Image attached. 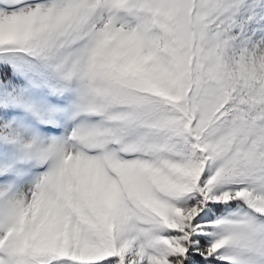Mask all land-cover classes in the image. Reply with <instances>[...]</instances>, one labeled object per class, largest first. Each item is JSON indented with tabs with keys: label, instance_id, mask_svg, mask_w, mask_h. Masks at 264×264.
I'll list each match as a JSON object with an SVG mask.
<instances>
[{
	"label": "snow or ice",
	"instance_id": "snow-or-ice-1",
	"mask_svg": "<svg viewBox=\"0 0 264 264\" xmlns=\"http://www.w3.org/2000/svg\"><path fill=\"white\" fill-rule=\"evenodd\" d=\"M0 264H264V0H0Z\"/></svg>",
	"mask_w": 264,
	"mask_h": 264
}]
</instances>
